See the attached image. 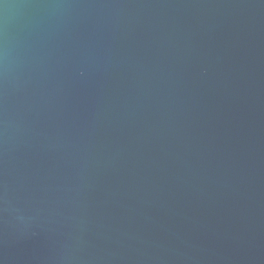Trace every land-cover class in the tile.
<instances>
[{
	"label": "water",
	"instance_id": "95a60500",
	"mask_svg": "<svg viewBox=\"0 0 264 264\" xmlns=\"http://www.w3.org/2000/svg\"><path fill=\"white\" fill-rule=\"evenodd\" d=\"M0 264H264V0H0Z\"/></svg>",
	"mask_w": 264,
	"mask_h": 264
}]
</instances>
